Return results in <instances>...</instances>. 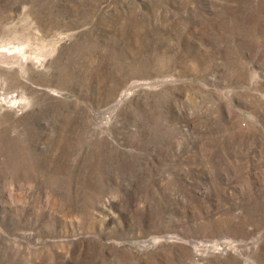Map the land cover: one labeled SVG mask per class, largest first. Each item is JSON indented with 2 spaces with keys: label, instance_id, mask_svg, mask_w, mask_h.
Listing matches in <instances>:
<instances>
[{
  "label": "rangeland",
  "instance_id": "rangeland-1",
  "mask_svg": "<svg viewBox=\"0 0 264 264\" xmlns=\"http://www.w3.org/2000/svg\"><path fill=\"white\" fill-rule=\"evenodd\" d=\"M0 264H264V0H0Z\"/></svg>",
  "mask_w": 264,
  "mask_h": 264
}]
</instances>
